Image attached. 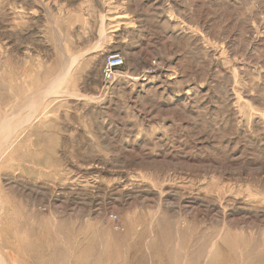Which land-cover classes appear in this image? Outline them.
Here are the masks:
<instances>
[{"label": "rangeland", "instance_id": "rangeland-1", "mask_svg": "<svg viewBox=\"0 0 264 264\" xmlns=\"http://www.w3.org/2000/svg\"><path fill=\"white\" fill-rule=\"evenodd\" d=\"M0 264H264V0H0Z\"/></svg>", "mask_w": 264, "mask_h": 264}, {"label": "built area", "instance_id": "built-area-1", "mask_svg": "<svg viewBox=\"0 0 264 264\" xmlns=\"http://www.w3.org/2000/svg\"><path fill=\"white\" fill-rule=\"evenodd\" d=\"M123 66L124 60L120 52L109 53L102 66V76L104 81L107 83L110 82L116 74L120 72ZM112 218L113 216H111L110 219Z\"/></svg>", "mask_w": 264, "mask_h": 264}, {"label": "bare ground", "instance_id": "bare-ground-1", "mask_svg": "<svg viewBox=\"0 0 264 264\" xmlns=\"http://www.w3.org/2000/svg\"><path fill=\"white\" fill-rule=\"evenodd\" d=\"M26 105V104H25Z\"/></svg>", "mask_w": 264, "mask_h": 264}]
</instances>
